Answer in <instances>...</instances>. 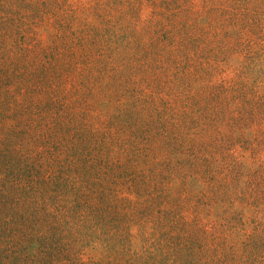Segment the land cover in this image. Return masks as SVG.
Here are the masks:
<instances>
[{
  "label": "rangeland",
  "instance_id": "1",
  "mask_svg": "<svg viewBox=\"0 0 264 264\" xmlns=\"http://www.w3.org/2000/svg\"><path fill=\"white\" fill-rule=\"evenodd\" d=\"M92 1L93 10L84 9L82 15V0H0V33L7 31L0 37V161L9 142L22 146L13 167L0 168V264H188L191 241L180 258L177 248L184 240H176L175 248L167 235L168 227L174 236L182 235L177 225L183 221L172 222L177 219L169 209L186 197L197 199L182 207L191 217L193 204L205 200V226L217 209L226 211L220 229L223 237L237 241L199 233L204 250L225 246L214 264H264V0H234L235 10H224L225 18L216 25L236 37L239 53L221 65L218 77H189L187 85L178 82L180 73L198 70L205 59L195 51L187 57L189 66L174 58L175 26L188 35L189 23L206 24L204 0H160L172 6L159 7L160 22L168 25L156 28L158 35L151 37L156 41L146 37L145 51L139 42L135 53L131 33L120 32L126 30L118 19L124 6L112 7L116 0L110 9L115 29L107 35L108 28L98 36L90 33L89 24L102 25L94 16L98 1L107 0ZM150 2L125 0V19L132 11L155 26L149 23L154 18ZM23 21L29 64L21 60L23 42L11 35ZM202 33L208 43L210 35ZM122 40L125 53L116 49ZM160 65L170 74L161 73L167 78L159 83L155 70ZM49 78L54 81L50 87ZM214 80L222 85L216 94L207 90ZM109 81L118 86L108 87ZM47 88L58 94L51 103L63 108L58 120L80 119L78 130L68 134L52 128L48 150L34 141L45 133L38 118L50 113L33 106L35 95ZM107 90L110 104L92 101ZM105 105L109 111L125 106V120L111 118ZM26 119L27 126L21 124ZM9 129L12 141L5 136ZM27 129L36 132L35 139ZM222 133L230 134V140ZM23 168L30 172L28 180L19 175ZM207 168L213 175L209 179ZM248 235L245 246L241 240Z\"/></svg>",
  "mask_w": 264,
  "mask_h": 264
},
{
  "label": "trees",
  "instance_id": "2",
  "mask_svg": "<svg viewBox=\"0 0 264 264\" xmlns=\"http://www.w3.org/2000/svg\"><path fill=\"white\" fill-rule=\"evenodd\" d=\"M96 1V0H95ZM142 2L145 1H151L150 3L153 5V16L154 18H151L149 20V23L151 25H155V26H149L147 25L145 22L143 21V19L139 18V15L135 14L132 11H128L127 14L129 15L128 17H126L125 19V0H116L113 2V6L112 7H118L119 5L124 6V8H122L120 14H119V18L124 21V25H125V29L123 32H121L122 36H125V33L130 34L131 33V39H133L131 42L132 48H131V52L135 53L136 51L139 50V42L141 43L142 46V52L145 51L146 48L149 47V45H146V37L151 38V37H156L157 34V30L156 28H162L165 25H168V23H161L160 19L162 17V13L160 11L159 7H162L163 5L168 4L169 2H163L160 0H141ZM184 2L185 0H179ZM199 0H194V3L197 2ZM206 2V7H205V15H207L206 19H208L209 17V21H206L207 23L204 24V22L202 23H189L187 25V29L189 30V34L188 35H184L182 28H179L178 26H175V32L177 34V41L175 42V45L177 47L176 51L174 52V58H180V63L185 65V66H189L187 64V57H189V54H192V51H195L199 54H202L203 56H201L203 59V62L200 64V68L198 70H190V68H187L186 70H188V73H186L184 75V72L182 71L180 73V76L178 78V82L181 85H187L188 79L189 77H196L197 79L203 78L204 76L208 77V76H219V72L221 70V65H225V62L228 61V58H233V56L235 54H238L239 52H236L237 47V39L235 36H232L230 32L226 31L222 25H216L219 23L220 21V17L221 18H225L223 17V13L224 10L225 12H229L232 13L233 10H235V5H234V0H204ZM229 3H228V2ZM139 2V0H138ZM178 2V0L176 1ZM93 3H96L92 0L88 1V0H82V2L79 4L80 5V14L83 15V10L84 9H89V7L93 10ZM100 3V10L97 11L94 16H97V19H101V23L102 25H98V24H89L90 27V33H93L95 36H98L101 31H103L104 29H107L106 35L109 32H112L115 29V25L114 23H116V21H114L115 16L113 14V12L110 10L111 9V0H107V1H103V2H99ZM117 4V5H116ZM198 6H199V2H198ZM168 7H172L171 3L168 4ZM174 9V8H173ZM90 10V9H89ZM1 11H3V7L0 6V13ZM191 14H193V11H191ZM138 16V17H137ZM228 17V16H227ZM137 18V19H136ZM85 18H82L81 16H77L76 20H79L83 23H85V21H83ZM210 19L212 20V22H210ZM138 20H141V23L139 24ZM225 22H227L226 19H224ZM228 21L230 22V24H232V20L228 19ZM133 22H135L133 24ZM244 22V21H243ZM142 25L140 26V28L138 27V25ZM245 23V22H244ZM260 23V20H259ZM27 24L26 21H23V23L19 24L18 27H16V29L13 31V33L11 34L13 38H17L19 41H21L22 46L19 47L20 49V54H21V60H26L27 64H29L30 62V49H29V43H28V37L26 34L27 28L25 27V25ZM2 25V18L0 16V26ZM134 25V26H133ZM104 28H101V27ZM207 26V28H206ZM246 27L248 26V24L246 23L245 25ZM191 27L193 28L191 30ZM203 29L205 31L208 32V34L210 35L211 39L208 40V43H205V40L203 38ZM122 30V29H121ZM116 35H119V31L116 30L115 32ZM2 35H7V31L2 30V32L0 33V37H2ZM121 37H117L115 38L116 41L120 40ZM137 40V41H136ZM88 42V39L85 40ZM151 41H156V39L151 38ZM77 44V42H74ZM73 43V45H74ZM175 47V46H174ZM175 47V49H176ZM155 49H164L163 46H154ZM116 49H121L122 53H125L127 50V48L125 47V41L122 40L121 43L119 44V46L116 47ZM87 50V49H86ZM85 53V52H84ZM82 53V55L84 54ZM127 54V53H126ZM81 55V56H82ZM125 57V55H124ZM83 58H85L83 56ZM191 59V57H189ZM91 61V60H90ZM22 62V61H20ZM91 64V63H89ZM46 68V61L44 64L41 65V68H39V72L41 74L45 73V69ZM7 66L5 65L3 67V69H6ZM44 69V70H43ZM148 69V68H145ZM54 70V69H53ZM206 70L207 74L206 75H202L204 73V71ZM158 77H156V79H158L159 83L162 79V77H166L165 75L161 76V73H165V74H170L169 72V68L168 67H164L163 65L158 66V68L155 70ZM53 74H56V72L54 71V73H50L49 77H52ZM188 75V77H186ZM208 75V76H207ZM167 78V77H166ZM115 80H118V77L115 76ZM48 84L50 87V85L54 84V81L51 80L49 78ZM108 87H112V84H116L118 86V83L114 82V81H109L108 83H106ZM24 85L21 86V89H26L28 90L29 87H23ZM211 88L207 89L210 90L212 93L216 94L218 93V91H220L222 85L219 84L217 81H212L211 82ZM45 89V88H44ZM49 89L48 91L45 90V92L43 91V89L40 91V93L37 95H35V99L33 101L34 103V107L39 106L40 107V111H42L43 113H50L48 114V116H43L42 118H38L39 120H41L40 123H42V125H39L42 129H44L45 133L43 135H40L37 137V140L34 141V143H38V147L41 148H45L46 150H48L50 148V141H52L53 139L50 138L49 133H53L51 132V129L53 128L56 134H62L63 133H70L73 132L74 130H78V124L80 122V119L78 120L77 118L75 119V117H72L70 119H68V117L64 116L63 118H60L58 120V118L61 116L62 117V112H63V108L62 106H60L59 103L52 104L50 100H54L56 96H58L57 93L53 94L51 93V89ZM213 89V90H212ZM124 90V89H123ZM123 90H121V92H123ZM107 95H103L101 97L99 96H93L92 101L95 100H100L103 101L104 104H110V102L113 100L110 98V90H107ZM125 92V91H124ZM51 93V95H50ZM43 97H45L48 102L50 101L51 104L47 103L44 101V99H42ZM125 97V96H124ZM120 100V99H119ZM38 103V104H37ZM106 106V110L111 113V118H115L116 121L118 120H125V106L121 107V108H111L112 110L109 111L110 108H108L107 105ZM28 118H31V114L28 115ZM27 118V119H28ZM27 119L25 120V122H21V124L27 126L26 123H28L29 121H27ZM58 120V121H56ZM215 121V120H214ZM118 125V124H117ZM213 126L216 125V127L218 128V130L222 129V126L215 121V124H212ZM220 125V126H219ZM38 126L36 124H34L32 127ZM215 127V128H216ZM214 128V129H215ZM225 128V127H224ZM24 128H20L18 130H22L23 131ZM226 129V128H225ZM28 130V129H27ZM10 129L8 130V133L5 135L6 137L9 135L10 133ZM30 130H28L29 133ZM226 131L228 132V129H226ZM24 132V131H23ZM23 132H19L20 134H23ZM78 132V131H77ZM11 133H13L11 131ZM26 133L28 137L31 136V140L35 139V133ZM47 138L45 139L43 136H46ZM222 136L225 137L227 140H230V134L229 135H224V133H222ZM43 137V138H42ZM11 138V139H10ZM7 139H10V141H12V136H8ZM18 141V139H16ZM23 140V138L21 139ZM21 141L18 142H9L7 148H6V154H3V157L0 161V168L2 170H8L9 168L13 167L15 160L18 159V157H16V154H19V152H21L22 150H18L19 148H22L21 146ZM46 143H49V148L47 147ZM12 144L14 146H12ZM17 147V148H16ZM16 149V151H15ZM15 151V153H13ZM10 153V154H9ZM12 154V155H11ZM35 160L33 158H29V161ZM33 164V163H32ZM28 167V166H27ZM21 176V178H24L26 180H28L30 178V172L28 169L23 168L19 174ZM213 177V175L211 174V171L208 170V168L206 169V176L207 179ZM234 177V174L232 175ZM230 179V178H228ZM157 181L160 183L161 181L159 179H157ZM16 185V184H13ZM157 188H159V190L161 192H166L167 189H164L162 186H158ZM92 195H94V193H92ZM217 197H213L211 199H214ZM182 200V199H181ZM181 200H175L173 203V206L169 209V212H171V214H174L173 216L176 217L177 220H174L172 222H178L179 220L183 221L182 224L177 225L179 230L182 232L181 236H174V230L171 227L169 228V232L167 233V235L169 236V243L173 244L175 246V248L177 247V243L176 240H179V238L181 240H184L183 243H180V247H178V251L180 252L179 254L184 255L185 256V248L189 247V242L191 241L192 245H193V249H192V257L186 253V263L188 264H214L213 263V259H215L216 257L223 256L224 252L223 249L225 248V246L220 245L218 250H221V252H219L218 250L215 249L211 250L209 252V250H204V243L200 240L202 233H206L209 234L210 236H213L214 238L217 239L218 238H226L228 239H233L236 240L237 238H235V236H224L223 237V231H221L220 226L222 225L220 223V220H222V217L224 214H226V211H222L220 212L219 209H217V213L216 216L214 218H208L209 223L205 225L202 224V218L205 219L206 217H203V210H204V199H199V201H197L196 204H193V207H195V212H194V216L191 217V215H189L187 212L189 210L187 209H183L182 207L184 206V204H186L188 201H196L197 199H194L193 197H186V199L184 198L182 201ZM184 201V203H182ZM206 205H209L208 203H206ZM185 213H187L186 215H184ZM193 214V213H192ZM242 222V221H241ZM76 222H70V225L75 227ZM257 226V225H256ZM255 226V227H256ZM262 230H260V238L264 237V225L261 227ZM258 230V228H257ZM176 231V230H175ZM177 232V231H176ZM200 233V234H199ZM178 235V234H176ZM199 237V239H198ZM224 240V239H223ZM237 241V240H236ZM242 243L241 244H245V246L247 245V242H250L249 239V235H248V240H241ZM238 243V242H237ZM164 250H169L168 249V245L167 244H163ZM174 248V249H175ZM202 249V250H201ZM232 250V249H231ZM182 251V253H181ZM182 255L180 256V258H182ZM57 262V261H55ZM58 263V262H57ZM13 264H18L15 260H13ZM179 264H182L181 262H179Z\"/></svg>",
  "mask_w": 264,
  "mask_h": 264
}]
</instances>
